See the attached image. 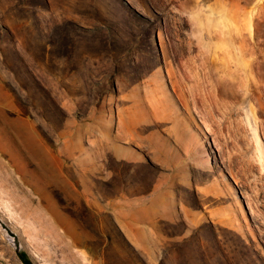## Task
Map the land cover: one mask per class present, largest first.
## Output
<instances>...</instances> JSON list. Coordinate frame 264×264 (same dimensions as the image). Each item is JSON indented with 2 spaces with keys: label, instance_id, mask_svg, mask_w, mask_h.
Wrapping results in <instances>:
<instances>
[{
  "label": "rangeland",
  "instance_id": "obj_1",
  "mask_svg": "<svg viewBox=\"0 0 264 264\" xmlns=\"http://www.w3.org/2000/svg\"><path fill=\"white\" fill-rule=\"evenodd\" d=\"M264 264V0H0V264Z\"/></svg>",
  "mask_w": 264,
  "mask_h": 264
},
{
  "label": "trees",
  "instance_id": "obj_2",
  "mask_svg": "<svg viewBox=\"0 0 264 264\" xmlns=\"http://www.w3.org/2000/svg\"><path fill=\"white\" fill-rule=\"evenodd\" d=\"M25 255L23 253H19L18 257L23 261L25 262V264H29L28 261L25 259L24 257Z\"/></svg>",
  "mask_w": 264,
  "mask_h": 264
}]
</instances>
